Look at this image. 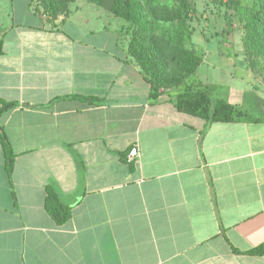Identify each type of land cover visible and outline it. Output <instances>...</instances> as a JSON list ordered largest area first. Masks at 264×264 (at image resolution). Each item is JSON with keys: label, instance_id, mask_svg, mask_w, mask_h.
Here are the masks:
<instances>
[{"label": "crops", "instance_id": "crops-1", "mask_svg": "<svg viewBox=\"0 0 264 264\" xmlns=\"http://www.w3.org/2000/svg\"><path fill=\"white\" fill-rule=\"evenodd\" d=\"M34 3L0 34V98L17 103L0 117L16 153L9 175L0 143V264H264L249 253L264 242V120L180 112L151 97L118 28L79 10L50 22ZM215 52L250 78L222 97L264 118L244 53ZM48 185L71 207L62 224Z\"/></svg>", "mask_w": 264, "mask_h": 264}, {"label": "rangeland", "instance_id": "rangeland-1", "mask_svg": "<svg viewBox=\"0 0 264 264\" xmlns=\"http://www.w3.org/2000/svg\"><path fill=\"white\" fill-rule=\"evenodd\" d=\"M29 1L0 0V34L13 22H30L34 18V14L28 15L22 11ZM238 1L243 6L253 5L252 0ZM121 2L126 4L124 9L126 16L119 14L122 12L119 9ZM152 2L153 0H35L34 5L35 10L50 22L64 18L77 10L90 16H99L100 23H105L110 29L118 28L127 49L140 25L152 28L158 34L177 35L189 51H195L204 59L198 73L187 81L219 83L223 90L217 91L218 96L223 95L224 88L236 82L244 83L243 87L246 86L250 81L246 74L247 68L238 62L236 56L219 62L221 58L216 56L215 52L224 50L226 56L235 52H240L239 54L243 52L244 56L246 55L244 43L246 21L238 9L214 0H156L160 4L154 9ZM253 60L255 53H248L245 61L253 72L258 89L264 93V60L257 57L254 66L251 67L249 63L251 64ZM230 72L237 73L239 77L233 78ZM240 75L243 76V80L240 79ZM182 87L183 84L166 87L165 93L175 95Z\"/></svg>", "mask_w": 264, "mask_h": 264}, {"label": "trees", "instance_id": "trees-1", "mask_svg": "<svg viewBox=\"0 0 264 264\" xmlns=\"http://www.w3.org/2000/svg\"><path fill=\"white\" fill-rule=\"evenodd\" d=\"M214 1L234 7L242 13V18L246 21L244 24L246 55L248 57V53H255V60L249 65L254 66L257 57L264 60V0H252L251 7L241 5L238 0ZM152 3L153 9L160 4L156 0ZM125 7V2L119 3V9L122 10L119 14L122 16H126ZM2 53L3 43L0 40V55ZM127 57L141 68L145 79L151 86V97L153 98L165 93L166 87L183 84L182 89L170 97L171 102L180 112L207 122H260L264 120L263 117L249 113L231 104L224 97L218 96L214 86L193 80L187 81L196 75L203 62V57L195 51H189L177 35L158 34L154 29L140 25L131 38ZM75 97L93 99L90 96ZM15 105H17L16 102H8L0 98V117L5 110ZM0 143L6 158V170L11 175L16 153L1 125ZM45 207L58 224L66 222L71 217L70 205L64 202L61 195L51 185L47 186ZM249 253L264 254V242L251 249Z\"/></svg>", "mask_w": 264, "mask_h": 264}, {"label": "built area", "instance_id": "built-area-1", "mask_svg": "<svg viewBox=\"0 0 264 264\" xmlns=\"http://www.w3.org/2000/svg\"><path fill=\"white\" fill-rule=\"evenodd\" d=\"M137 155H138V148L135 147V148L131 149V151L129 152L128 160L133 159Z\"/></svg>", "mask_w": 264, "mask_h": 264}]
</instances>
